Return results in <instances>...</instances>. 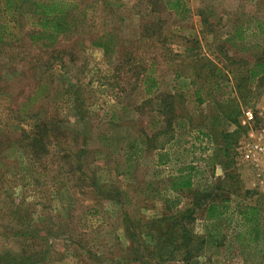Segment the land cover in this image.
<instances>
[{"label": "rangeland", "instance_id": "374dc122", "mask_svg": "<svg viewBox=\"0 0 264 264\" xmlns=\"http://www.w3.org/2000/svg\"><path fill=\"white\" fill-rule=\"evenodd\" d=\"M67 1L74 6L71 30L48 48L30 45L20 12L0 14V22L14 24L13 38L0 43V258L264 264V204L253 242L236 212L263 202L264 187L244 200L240 191L230 196L220 221H204L202 206L192 209L190 258L183 255L187 243L162 235L178 234L193 198L222 177L203 156L215 151L220 130L233 129L228 121L240 120L242 110L264 106V78L247 77L264 58V0H184V19L163 0ZM101 39L109 41L108 52L93 45ZM210 72L212 93L199 104L193 92ZM144 77L157 89L144 92ZM38 121L50 128L48 142L39 158L27 160L19 135ZM199 130L209 136L207 147ZM157 150L166 154L160 163ZM186 167L193 168L192 189L168 192L169 175ZM177 194L170 208L164 199L171 203ZM17 229L24 236L12 237Z\"/></svg>", "mask_w": 264, "mask_h": 264}, {"label": "trees", "instance_id": "16d2710c", "mask_svg": "<svg viewBox=\"0 0 264 264\" xmlns=\"http://www.w3.org/2000/svg\"><path fill=\"white\" fill-rule=\"evenodd\" d=\"M163 6L167 10L172 11L179 19L180 17L182 19L186 18L187 9L184 4V0H163ZM73 7L74 6L70 5L67 0H2L0 14L9 11L8 14H10L12 17V15L20 12L19 14H21L25 19V26H28L29 28L30 33L28 34V40L30 45L34 46L35 44H39L40 46L48 48L55 45L60 37H63L71 30L68 19L70 9H73ZM204 12L205 11L200 10L197 11L196 14L199 18H201L204 16ZM9 24H13L11 20L9 23L6 20L0 22V43L4 42L5 39L13 38V34L10 35L11 27H9ZM262 31L264 30L261 29L260 33L263 35L264 33ZM235 36V39L241 40V30H237V34H235ZM101 40L102 41H95L93 45L108 52V48L110 47V44H108L109 41L104 42L103 39ZM197 63V69L198 71H201L202 65H200V62ZM197 65H195V67ZM205 74L206 73L202 75L201 85L199 84L194 91V97L199 104L201 103V95H210L212 93V89L210 87L207 89L206 87L208 78L210 80L213 77L212 72H210L208 75ZM247 77L249 80L255 78H264V58H259V60H257L252 65V67L247 70ZM141 82L143 85V90L146 93L151 92L150 90L155 86L153 79L150 77H144ZM21 106L23 107V105ZM228 122L231 124L230 126L233 129L226 130L222 128L219 132V141L216 144L215 151L203 155L206 157V160L210 162V165L214 164L220 166L223 172L222 177L215 176L213 188L207 189L206 187V190L199 192V195L201 196L198 195L199 197L195 196L193 198L192 202L194 206L181 220H178V234L173 235L172 233H162L163 236H167L172 240L179 239L180 242H184L183 244L187 243L183 246L185 249L183 255H185L186 258H190L192 256L191 252L193 251L191 247L193 243V237L189 231L193 214L192 209L200 208V206H202L204 207V221L208 223L220 221L229 212V203L231 202L229 200L230 196L240 191V193L242 192L241 198L244 200L248 196L255 194V192L258 193L257 191L264 187V181L261 186L251 187L250 184L254 179L255 170L251 165L242 161L239 151L240 142L245 130L242 126H240L239 120L233 119L232 121ZM168 124L169 123L167 122V125ZM49 130L50 128L47 127L45 123L38 121L34 123L31 128H29V130L21 131L19 135L21 139H19L18 146L22 147V151H24L23 153L27 160H36L42 155L45 144L48 142V132H50ZM198 132L199 143L202 142L207 147V143L210 141L209 136L201 130ZM147 140L148 139L145 141ZM26 146L28 148L27 151ZM157 152L159 153L156 155V161L160 163L161 156H165L166 154L163 152V150H157ZM163 163H165V161H163ZM185 170L186 171L183 173L177 171L178 173L176 176L169 175L167 181L168 192L180 193L192 189L193 183L191 178L193 176V168L186 167ZM201 174L203 175L202 172ZM178 196L179 195L177 194V196L172 199L174 201L171 203L165 199L164 202L169 204L170 208H174L176 203L179 201ZM262 204H264V201H256L253 204L240 205L236 207L239 224L244 227V235L249 242H253L255 239L257 240V232L255 231L256 218L260 213L259 208ZM30 229L31 228L28 226L24 227L23 230L26 234H30ZM159 232L160 231L158 229L156 230V233H154V236L157 237L156 239H158L161 234ZM25 233H20V230L17 229L10 234L12 237H19L24 236ZM46 233L47 236L50 235L49 228L47 229ZM33 237L36 236L33 235ZM170 239L164 241V243H170ZM23 240H25V237ZM31 245L33 246L32 243ZM174 249L176 250V248ZM3 256L4 257L0 258V262H4L6 264H27L26 260L31 258L29 254L23 253L19 255V261L16 262L14 257L7 255ZM130 260L132 261V259Z\"/></svg>", "mask_w": 264, "mask_h": 264}, {"label": "built area", "instance_id": "2783aa9c", "mask_svg": "<svg viewBox=\"0 0 264 264\" xmlns=\"http://www.w3.org/2000/svg\"><path fill=\"white\" fill-rule=\"evenodd\" d=\"M239 124L245 130L239 146L240 156L255 170L250 185L256 187L264 181V106L256 111L242 110Z\"/></svg>", "mask_w": 264, "mask_h": 264}, {"label": "crops", "instance_id": "0c3cea01", "mask_svg": "<svg viewBox=\"0 0 264 264\" xmlns=\"http://www.w3.org/2000/svg\"><path fill=\"white\" fill-rule=\"evenodd\" d=\"M189 76H187V77H185L184 79H186V81L188 82V86H189V88H191L193 85V82H192V80H190L189 78H188ZM154 87L150 90L151 92L154 90V89H157V87H158V83H155V81H154ZM189 88L187 89V90H189ZM195 89H196V87H195ZM181 92H184V90L183 89H181L180 90ZM193 94H194V92H193Z\"/></svg>", "mask_w": 264, "mask_h": 264}]
</instances>
